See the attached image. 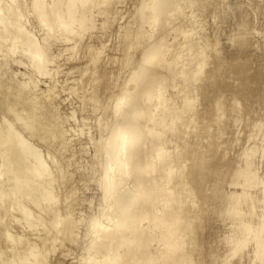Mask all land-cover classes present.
<instances>
[{
  "label": "bare ground",
  "instance_id": "bare-ground-1",
  "mask_svg": "<svg viewBox=\"0 0 264 264\" xmlns=\"http://www.w3.org/2000/svg\"><path fill=\"white\" fill-rule=\"evenodd\" d=\"M124 1L126 2V0H0V51L11 56L18 54L20 58L13 63L15 65L22 63V66L31 71L28 78L14 83L15 92L8 90L10 84L3 79L8 87L4 85L2 90L9 96H1L4 102L1 100L0 103H4L6 114L12 113L13 120L9 122L8 117H3L5 113L1 112L3 115L0 117V263L2 264H49L48 253L57 242L74 239L76 236L74 228L79 224H82L85 230L79 264L197 263L189 256V250L194 247L195 239L192 237L190 242H186L193 235L196 222L199 220V211L195 213L193 210L195 201L192 202L190 189L193 187L189 188L188 180L191 179L186 170L190 164L193 168L190 173L199 174L201 171L204 161L202 150L205 147L206 137L197 134L198 138L193 144L195 148L192 152L188 151L191 146L186 145L183 139L186 127L191 126L188 117L193 103L191 94L197 82L203 77L205 61L201 48L194 38L195 28L190 22L192 15L189 16L186 12L189 11L186 7L191 6V0H130L133 12L128 11L129 16L125 13L129 18L125 20L124 15L119 20L124 19L126 22L118 24V16H122L124 7L121 8L123 12H120L117 6L119 3L122 5ZM28 16L32 17L29 23L25 20ZM94 17L102 18L98 24L101 32H95L99 30L94 24L97 23ZM35 28L41 29L40 34L43 31L41 39L36 38ZM111 29H115L116 32V37L114 34L112 36V32L111 36L116 38L112 50L116 51L117 57L107 56L108 52L107 55H103L106 49L105 42H109L112 38L110 35V40L107 38ZM93 30L94 33L90 35ZM39 32H36L37 36ZM86 35L88 41L94 38L99 46L88 42ZM171 35L173 41L168 42V37ZM51 40L61 43L58 52L54 50L50 53ZM106 50L108 51L109 48ZM66 51L71 52L72 60L77 58L78 61L88 60L86 63L82 61L77 63L74 60L80 65L79 68L76 67V71L79 69L80 73H75L80 76L77 79L84 81L79 82L80 85L86 84L85 86L91 89H88L89 95L85 93L84 96L88 98L85 104L91 103L90 112L100 109L95 119L99 138H93V134L88 137L95 147L94 156L92 160L90 159L93 163L88 167L85 165L87 172L83 168L90 174L89 179L97 184L96 189L100 194L96 198L98 199L96 205L91 204L89 215L81 218L79 213L80 219L77 217L75 219L72 214L66 213L73 206L68 203L70 199L68 193L62 195L63 198L60 199L61 204H65L64 208L67 209L65 213L62 205L61 208L59 207L60 193L58 194V187L55 186L56 173L64 167L58 166L59 160L56 161L58 164L55 163L52 167L49 165L48 159L53 156L49 155L52 153V144L50 152V148L46 150L47 145L44 146L48 153H46L47 159L42 155L40 147L38 149V146L32 145L34 142H28L27 138L26 141L19 127L17 128V124L20 123V130L26 131L30 137H39L37 139L44 145L43 142L50 139L59 140L62 147H66L70 142V138L66 136L68 130L62 127L60 118L62 116L58 117L53 107L55 103L52 106V101L42 102L44 97L50 100L54 95L56 84L52 83L51 79L53 76L56 78V73H62L59 70L64 66L61 68L57 59ZM113 51L109 53L113 55ZM83 54L87 55V59L86 56L84 57L86 60L79 59ZM107 67L112 68L110 72L103 69H108ZM65 70L68 72L67 69ZM69 72L65 74L63 71L64 75H68ZM4 73L6 74V70ZM33 75L51 80L48 89L45 88L47 90L45 96L44 92L39 94L33 92L35 83L32 79ZM208 76L212 78V72ZM68 80L66 78V81ZM85 86L83 85L81 89L84 90ZM73 87L67 89L73 90ZM79 87L77 85V89ZM82 90H80L81 94ZM76 91L79 92V90L74 92ZM18 104L21 105L20 109L15 108ZM219 105V101H216L218 108ZM12 121L17 123H14L16 128ZM81 121L79 122L84 126ZM64 122H67L65 118ZM196 128L194 125L195 131ZM200 129L205 132L207 126H201ZM77 130L79 131L78 128ZM89 133L91 132H88V135ZM56 149L58 152V148ZM79 167L81 168V165ZM65 168L63 170H66ZM77 173L79 174L78 171ZM240 173L241 171H235V174L230 176L233 179L232 183ZM59 178L58 180L61 181L63 176ZM74 187H72L73 192L76 189ZM64 190H66L64 193L67 192V189ZM59 192L63 191L59 189ZM241 198L240 194L233 193L222 203L224 204L222 213L236 220L241 230L239 236L233 234L230 238L231 256H236L241 249L243 245L241 239L253 234L251 222H248L246 213L240 206ZM75 206L74 204L76 211L79 210ZM14 211L18 212V216ZM19 222L22 223L20 224L22 232L18 229L19 233L21 232L18 235L16 234L18 231L15 233L17 227L14 231L12 227ZM263 228L264 223L261 219L253 231L258 234ZM27 230L30 231L28 235ZM38 243L40 245H37ZM259 245L261 246L255 250V258L256 255L263 253L262 262L260 261L262 264L264 241L259 240ZM91 250H95L96 253L91 254Z\"/></svg>",
  "mask_w": 264,
  "mask_h": 264
},
{
  "label": "rangeland",
  "instance_id": "rangeland-1",
  "mask_svg": "<svg viewBox=\"0 0 264 264\" xmlns=\"http://www.w3.org/2000/svg\"><path fill=\"white\" fill-rule=\"evenodd\" d=\"M130 2H131L130 0H126V2L124 1L123 3H121L122 5H120V3L118 4L117 6L118 10L120 9L119 10L120 12H123L124 10L123 12L124 14L122 13V16H118V20L122 19L125 13L128 14L129 12L130 13L133 12L132 11L133 8H131L132 3ZM125 3L128 4L126 5ZM190 4L191 6L188 5L186 7L189 8V11L188 10L186 11V8L185 11L188 13L189 16L192 15L191 18L190 17L189 18L191 20L190 22L193 23V27L195 28L194 38L196 39V42L201 48L202 57L205 61V66L203 69L204 70L203 77L197 82L196 87L191 94L193 97V103L191 106L190 114L188 116L189 123L191 124V126H189V128L186 127L185 136H184L185 138L183 139V141L189 147L191 146V148H189L188 151L192 152V150L195 148V145L193 144H195V142L197 141L196 139L198 138L197 134L199 136L204 135L206 139L204 141V145H205V147H203L204 150H202L203 151L202 156L204 158V161L202 164L201 171L199 172V174L197 172L190 173V170L193 171L192 170L193 168L192 166L190 167V164L186 170L189 172L191 179V181L188 180L190 182L189 188L191 186L193 187V189L190 188L192 191L191 199L192 202L195 201L197 203L196 204L194 202L193 210L195 213L199 211L198 212L199 220L198 222H196L195 231L193 232V235L189 237L188 240H186V242H190L192 240V237L195 239L194 247L189 250V256L191 258L193 257V259L197 262L196 264H261L262 262L261 257H263V253L259 254V256L256 255L255 258V253H256L255 250L261 246L259 245V240L264 241V228L262 232L259 231L258 234L255 231H253V229L255 228V225L258 224L259 220L262 219L264 223V0H191ZM122 7H124L123 10H121ZM128 7L129 9L127 10ZM126 16L127 15L123 17L125 18V20L129 18ZM94 19L97 22L94 24L97 25L96 27L98 28L99 31H95L97 30V28L95 27V30L89 33L90 35L91 33H94V31L97 33L102 31L100 29V25L98 26V24L101 22L100 19L102 18L99 19V17H94ZM25 20H27L29 23V21L32 20V17L28 16V18ZM125 20L124 19L119 20L118 21L119 23L118 22L116 23L124 24L126 22ZM121 21L123 22L121 23ZM116 26L117 24L114 25L115 28ZM37 28L34 29V32L35 31L39 32L41 30L40 28L39 29ZM109 31L110 33H108L107 36L108 39L111 36V32H112V36L113 34L115 36L116 33L115 29H111ZM36 32H35L36 38L41 39L40 37H42L43 31H41L42 32L41 34L40 32L38 33L39 36H37ZM85 38H87L88 41V35H86ZM113 38L114 37H112L111 40ZM172 38H173L172 35L168 37L169 40L168 42L173 41ZM93 39L94 38H92V41H90L91 40L90 39L88 42H90L92 45L94 44V46H97V44L99 46V43L95 39L94 40ZM115 39L116 38H114V43L113 40L111 41L110 39L109 42L107 41L108 43L105 42L106 44L105 48L106 49L109 48V50L107 51L106 49H104L103 51L104 56L105 54L107 55V52H108L107 56H116V57L118 56L116 54V51L112 50L113 44L114 45L116 44ZM51 41L49 42V46L52 47L49 49L50 53L54 52V50L58 52V49L59 48L61 49V43L58 40L57 41L59 43H56V40L55 41L53 40L52 41L54 43L53 44ZM112 51L114 52L113 55L111 54ZM70 53L71 52L69 51L63 52L59 56L62 60L60 58L57 59V61L59 62L58 64L61 65V68L62 66H64V68L62 69L59 68L60 69L59 71L62 72L61 74L63 75L59 73L60 76H57L59 74L56 73L55 74L56 78H54L53 76V78L51 79L52 81L41 76L33 75L34 77H32V79H34L35 82L33 92L38 94L44 92V96L47 94L46 92L47 90L45 88L48 89V86L50 85V81L56 84V85L54 84L56 87L54 89V93H53L54 95L51 96V99L47 100V98L44 97L42 102H45V100H46L45 103H49L48 101L50 102L52 101L53 102V103L51 102L52 106L55 103L53 107L56 109L57 116L58 117L62 116L60 117L62 122V127L68 130L66 136L70 138L69 139L70 142L66 145V147H62V144H60L59 140L53 141V139L46 140L47 143L43 142L45 143L44 145L42 144V141L37 139L39 137L37 136L30 137L28 136L26 131L20 130V125H21L20 123L17 124L16 122L13 121L12 123L13 124L16 123L18 125L17 128L19 127L18 129L19 131H21L20 133L23 135L24 139L27 138L29 140L28 142L30 141L32 143L34 142L33 144L32 143L31 144L36 147L38 146L37 147L38 149L40 147L42 155L46 156L45 158H47V154H48L46 150H48V147L50 148L51 147L50 145L52 144L53 149L52 148L49 149V152L52 149L51 151L52 153L51 154L49 153V155L51 156L53 155L55 160L53 156L51 157V159L47 158L48 162L52 163V164L49 163V165L52 167L54 166L55 163L58 164L56 161L59 160L60 165L58 166L64 168L66 167L65 168L66 170H63L64 169L63 168L62 170H60L59 173L57 171H56L57 173L55 172L57 177L55 186L57 185L56 187H58L57 188L58 194L60 193L58 196L60 202L59 207L61 208L62 205L60 199H62L63 196H65V194L68 193L70 198L68 199V203L69 205H73V206L69 208L68 211L67 209L64 208L65 204H63L62 205V209L64 210L63 213H65V211L67 210L66 213H69V215L72 214L71 216L73 218L77 217L80 219V217L85 218L86 216L89 215L90 208L92 207V205L94 206L96 205V203L98 202L97 201L98 199L96 198H98L100 194V191L96 189L97 184L94 182V180L92 181L91 179H89L90 174L86 173L88 170H86L85 167V165L88 167L90 164L93 163V161L91 160H92V156H94L93 154L95 152L94 150L95 147L93 144H91L88 137H90L93 134L94 136V137L92 136L93 138L95 139L99 138V132L98 129H96L97 126L95 124V119L97 115H99L97 113L100 112V109L95 110V112L97 111L96 113L93 111V113H95L93 115L92 110L91 112L89 110L92 109V107H90L91 103L88 105L85 104L87 102L86 100H88V98L84 97L86 96L85 93L89 95L88 89L89 90L91 89L85 86L86 84L83 83L81 85L82 86L84 85L87 88L85 89L84 87V90L81 89L82 86L80 85V83L84 81H82V79L80 80L77 79L80 78V76L78 75L80 73V70L78 69L79 71L78 70L76 71V69L80 67V65L77 63H80V61L82 60L78 61V58L77 60L76 59L72 60V57H70L71 55ZM65 56L70 57V59H67V57L65 58ZM81 56H79V59L84 60L85 56L86 59L88 58L86 54L83 57ZM18 58H20L18 54L15 56H11L9 53L0 51V70H1L0 73L2 74V75L0 74L1 91L4 90L3 88L5 85L6 87L9 86L8 88L9 91L13 90V92H15L16 85H14V83L16 84V82L28 78L29 74H31V71L28 68H26L24 65L23 66L21 65L22 63H17L16 64L17 66L14 64L16 63V59ZM70 60L72 61L76 60L77 63L76 61H74L76 64H74L73 62L72 63L73 65H71L72 61ZM61 61L62 63H60ZM86 61H82V62L86 63ZM82 62L81 64H84ZM65 64L68 65V67ZM109 67H113V66H109ZM65 69H67L68 72L69 70L72 72L74 70L75 71L73 73L69 72L68 75H64V73L65 74L68 73ZM103 69L106 71L108 70L110 72L112 68H108V69L103 68ZM5 70H6V74L4 73ZM9 72H11L10 76L8 75ZM75 72L77 73L79 72V73L77 74ZM211 72L213 77L208 78L209 77L208 75ZM72 74H74L73 77ZM22 75L23 76L25 75L26 77L24 78ZM75 75H78V77H75ZM12 76L13 78H11ZM66 78L67 80L69 79L68 80L69 82L66 81ZM3 79H5V81H7V83L10 85H8ZM74 79H77L76 80L77 82ZM56 80H59L60 83L59 81ZM70 84L72 86H70ZM63 85H66L67 87H73V86L75 87H73L74 88L73 90L71 89L69 90V88L67 89V87L66 86L64 87ZM77 85L78 87L80 86L78 89H77ZM32 86L33 85H31V87ZM100 87H104V86H100ZM65 89L68 91L66 92ZM75 90H79V92L76 91L75 93L74 92ZM80 90H82V94ZM57 91L61 93L59 94ZM72 93L75 94L72 95ZM58 94L59 95L62 94L61 95L62 97L59 96ZM77 95L80 98L77 97ZM1 96L6 97L9 95H7L5 91L1 92L0 101L2 100ZM81 98H84V100ZM11 99H13V97ZM57 99L59 102L57 101ZM220 99L222 102L220 101ZM81 100L83 103L81 102ZM102 101L104 102V97H102ZM216 101H219L220 103L219 108L216 106ZM76 104L77 105L80 104V105L77 106ZM81 104H84L85 106L90 105L89 106L90 108L89 107L86 108L84 105ZM16 106L17 107L15 108L20 109L19 107L21 105L18 104ZM82 106H84V109L86 108V111H84ZM3 108H4V103H0V110H1L0 117L3 115L2 113H5L3 117L6 118L8 117L7 119L8 121L13 120L12 113L6 114L5 108L4 109ZM79 108L81 110L83 109L81 115H80L81 110ZM87 110L89 111V114H87L88 113ZM91 113L93 115L94 121H92L93 118L92 115H90ZM9 114L11 116H7ZM71 114H73V116ZM65 115L70 117V119ZM86 116H88L89 118ZM63 117L67 122H64ZM85 119H87L86 122L84 121ZM79 121L83 122L85 124L84 125L85 127ZM91 121L92 124L94 122L93 125L90 124ZM16 124H14L15 128H16ZM194 125L195 127H197L196 131L194 129ZM204 125L207 126V130L205 132H202L200 128L201 126ZM70 128H73V130H71ZM77 128L79 129V131L77 130ZM91 129L93 130V132ZM22 131H24L23 132L24 134L22 133ZM88 132L91 133H89L88 135ZM85 134L86 136L87 135L88 136L86 137ZM71 137L72 138L74 137L73 140L75 142L71 140L72 139ZM27 139L25 140L27 141ZM71 142H73L72 145H70ZM42 145L43 148L44 146L47 145L45 147L47 149L45 150L44 148V150H42L43 149ZM54 146L56 147L54 148ZM82 146H85V148ZM68 147L70 148L69 150ZM56 148H58V152ZM83 148L85 150H83ZM80 149L82 150V152L80 151ZM53 151L57 153L55 154ZM75 151H77L78 153ZM69 152L71 154H69ZM73 152L76 153L75 157ZM59 153L63 155V157H61ZM68 157H70V159ZM61 161L63 164H61ZM72 162L74 163L72 164ZM80 165L81 168L79 167ZM77 167L79 169H76ZM83 168H85L86 172ZM62 171L65 173H63ZM77 171L79 172V174L77 173ZM235 171L236 172L241 171V173L239 176L236 177L235 179L236 181L234 180V183H232L233 179L231 177L233 176L232 174H235ZM84 172L88 175H86ZM58 174L61 175L60 178H62L63 176V179H61L62 182L58 180L59 178ZM64 174H65V181H68L67 183L65 181L63 182ZM67 174L68 175L70 174L71 177L68 176ZM83 174L86 176L84 177ZM79 177H82V179ZM87 177L89 180L87 179ZM83 178L86 180H84ZM77 180L79 181L81 180V182H77ZM72 181L74 182L71 184ZM63 183L65 184L64 186ZM94 183L96 185H94ZM67 185L69 186L67 187ZM72 187L76 188L75 191L76 190L77 191L73 192ZM59 189L63 192H59ZM64 189H67V192L64 193V191H66ZM233 193L240 194V196L242 197L240 206L242 207V211L246 213V219L248 220V222L249 223L251 222L252 233H253L252 236L248 235L246 236V238L241 239V244L243 243V245L241 246V249L238 250V254H236V256H231L229 254L231 251L230 238L233 234L239 236L241 230L237 226L236 220L235 222L234 220L231 219V217H228L226 214L222 213V211H224L223 210L224 204L222 203H224L225 199ZM93 198L95 199L93 200ZM70 201H72L71 204ZM75 201L77 202L75 203ZM74 204L76 205L75 207L78 208L79 210L76 211V209L74 208ZM14 212L18 216V212L16 211ZM75 212L77 214H75ZM79 213H81V215ZM74 214L75 216H73ZM15 224L16 225H13L12 227L13 228L12 231L16 230L15 227H17L15 233L18 231V229L22 230L21 228L22 225H20L22 223L19 222ZM18 224L20 225V227ZM21 232L19 233L18 231V233L16 234L19 235L21 234ZM83 232L85 233L84 226L82 224L81 225L79 224L78 227L74 228V234H76L74 239L57 242L54 248L51 250V252L48 253L47 255L48 256L47 261L49 260V264H79L78 259L81 253L83 252L82 244L85 240V238L83 237L84 235ZM28 233H30V231L27 230V235ZM37 245L40 244L38 243ZM90 253L95 254L96 252L95 250H91ZM262 264H264V262Z\"/></svg>",
  "mask_w": 264,
  "mask_h": 264
}]
</instances>
